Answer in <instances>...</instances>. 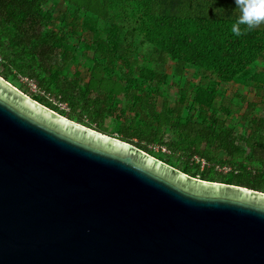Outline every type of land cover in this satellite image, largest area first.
<instances>
[{"label":"water","instance_id":"95a60500","mask_svg":"<svg viewBox=\"0 0 264 264\" xmlns=\"http://www.w3.org/2000/svg\"><path fill=\"white\" fill-rule=\"evenodd\" d=\"M0 264H264V193L190 177L0 76Z\"/></svg>","mask_w":264,"mask_h":264},{"label":"trees","instance_id":"16d2710c","mask_svg":"<svg viewBox=\"0 0 264 264\" xmlns=\"http://www.w3.org/2000/svg\"><path fill=\"white\" fill-rule=\"evenodd\" d=\"M62 1L67 7L55 19L47 0H0V59L3 64L10 59L18 72L35 83L38 93L30 94L33 100L65 117V113L49 105L48 96L54 95L70 107L71 115L77 108L84 109L82 113H86L96 127L110 116L123 141L168 163L165 160L168 155L153 153L146 144L165 145L170 154L178 156L182 165L178 170L182 173L203 181L264 193V24L252 30L241 25L243 34H233L231 28L239 16L235 0ZM123 3L137 7L134 12L140 19L134 30L143 35L160 57L174 61L180 70L187 66L198 69L200 77L211 79V84L214 78L223 83L238 80L248 86L246 95L238 97L239 106L229 97L222 96L220 101L217 89L210 83L204 87H184L177 93L178 103L174 108L167 110L166 103L161 104L162 120L155 128L149 118L155 115L158 87L164 76L158 78L155 70L140 65L134 77V89L130 88L133 76H123L126 83L120 93L131 94L126 99L128 103L124 108L113 107L112 97L119 92L116 84L121 89L112 74L114 59L127 69L131 64L123 54L114 56L120 50L118 33L121 29L112 24L107 33L103 32V38V30L98 29L97 24L101 18L105 19L109 8L116 6L122 12L119 5ZM189 12L194 15H186ZM55 21L61 22L63 27L54 24ZM76 22H79L78 26ZM67 26L70 34L81 29L95 36L85 48L89 45L102 63L91 60L96 68L83 84L69 79L66 74V64L76 62L74 52L66 42L68 33L64 27ZM254 63L260 66L250 68ZM4 67L8 68V64ZM106 75L114 78L106 82ZM109 84L114 86L115 92L113 88L108 90ZM145 84L149 87L143 89ZM189 89L192 107L197 112L196 120L182 116ZM248 95L251 96L249 99ZM258 108L263 110L261 114H258ZM236 112L241 123H246L243 133L234 129L236 124L228 126L218 116L231 117ZM76 118L79 124L83 122L80 114ZM164 125L177 130L178 138L164 142L159 135ZM97 129L101 131L100 127L94 130ZM134 139L138 142L134 143ZM201 144L216 149L219 156L212 157L208 151L199 150ZM196 159L203 160L205 165L202 167ZM217 167L229 171L224 173Z\"/></svg>","mask_w":264,"mask_h":264},{"label":"rangeland","instance_id":"374dc122","mask_svg":"<svg viewBox=\"0 0 264 264\" xmlns=\"http://www.w3.org/2000/svg\"><path fill=\"white\" fill-rule=\"evenodd\" d=\"M108 1V0H106ZM48 6L51 8V10L54 13V18L56 19L59 16V12L62 10H65L67 7V4L63 2L62 0H47ZM110 4V3H109ZM108 5V2H107ZM109 7V6H108ZM120 9H123L122 12H119V8L117 9L116 6L111 9L109 8L107 10V15L105 16V19L101 18L98 22V29H102L101 37H103V32H108V29L112 24H116L119 30V55L115 54V57H119L120 54H123L124 57L129 61L131 64L129 69L125 66L121 65L117 59H114L112 68L114 77H116V82L120 84V87L117 86L116 88L119 90V92H116L115 96L112 97V106L115 107L116 109L124 108L126 106V99L129 97L130 93H127L128 96L123 95L121 92L122 87L126 83V79H123V76L126 74H130L133 77L130 79V88L134 89L135 86V78L137 76V69L138 66L140 65H146L147 67L155 70L158 78L161 76H164L163 81H160V85L158 87V97H157V104H156V109L154 111L153 115L154 117H150V121L153 124V127L156 128L158 126L159 122L162 120V116L160 115L161 113V104L163 102L166 103V109L171 110L174 108L178 101V91L183 89L184 87L188 88H195L198 86L204 87L207 84L211 82V79H204L200 77L198 69L194 67L187 66L185 68H181L180 70L179 65H177L174 61L170 59H166L164 57H160L152 48V45L147 43L144 38L142 37L140 32H137L134 30V25L139 26V22L137 19H140V15H137L136 12H134L137 7L135 6H129V3H123L119 5ZM119 10V11H118ZM186 15H194L193 12H189ZM119 19V21H117ZM54 24H57L61 27L63 25L61 22L55 21ZM79 22H76V26H78ZM55 29H58L56 26H54ZM65 31L68 33L67 37V44L69 47L72 48L74 52V56L76 58L75 63H70L66 64V74L69 79L76 80L79 84H83L85 81H87V77L92 71V69L95 70L96 65L91 62V60H96L98 64H101V60H99L98 56L92 52V49H89V45L85 48V44H91L93 41V38L95 36L93 34L88 33V30H81L77 29L74 30L72 34H70V27H64ZM75 29V28H74ZM99 35V34H96ZM105 35V33H104ZM104 38V37H103ZM126 51V52H125ZM8 64V68L4 67V65ZM64 65V64H63ZM257 65L260 66L259 63H254L250 66L252 69H257ZM65 66V65H64ZM178 74V76H176ZM180 75V76H179ZM0 76L2 78H6L7 82H9L11 85L19 89L21 92H23L25 89L26 95L30 97V94H35L38 93L37 90L35 89L36 85L34 86L29 85V80H26L27 76L22 75L20 72H18L14 67L13 64H11V61H6V64H3L0 59ZM113 76H105L106 82L109 81V79L114 78ZM122 80V81H118ZM108 84V83H107ZM211 84V83H210ZM111 85V86H110ZM212 88H216L218 92V98L221 101L222 96L232 98V102H235L234 104H237L239 106L240 100L238 97L246 95L248 92V86L243 85L240 83L238 80L237 82H231V83H223V82H217L214 78L211 84ZM114 86L112 84L108 85V90H111ZM149 86L145 84L142 88L146 89ZM188 91L187 94V99L186 103L184 104L183 107V113L182 116L184 118H191L193 120L197 119V112L195 107H192L193 105L191 104L192 100V91ZM115 92V88H113ZM154 88H152L153 92ZM136 90L133 91L135 93ZM24 93V92H23ZM25 94V93H24ZM131 95V94H130ZM94 95L92 94L90 96V101L92 102ZM251 96L248 95V99ZM31 98V97H30ZM49 100V105L55 106L59 112L65 113V117L73 122H76L79 124L76 116L80 114V117L83 119V122L81 125L90 128L94 130L95 128L99 129L94 130L97 132H100L102 134H105L109 137L122 140V136L119 135L118 133L120 132L118 128L116 127V123L112 117L108 116L104 120H102L98 127H96V124L94 121H91L86 113H82L84 109L77 108V112L73 115H71V109L70 107L64 103L60 102L54 95H49L48 96ZM218 106V104H217ZM262 109L258 108V114L262 113ZM58 113V112H57ZM240 113V111H239ZM218 114V113H217ZM216 114V115H217ZM71 115V116H70ZM218 116L223 120L226 125L232 126L233 124L235 125V130L238 133H243L246 127V123H241V118L240 115H238V112L234 113L231 117H225L223 114H218ZM92 126V127H90ZM94 128V129H93ZM163 138L164 142L171 140L176 137L178 138L177 135V130L168 127V125H164L162 128V132L159 134ZM126 142V141H123ZM134 143H137L138 140L134 139ZM128 143V142H126ZM132 144V143H129ZM146 144V143H145ZM133 145V144H132ZM147 148H149L153 153H160L162 156L168 155L169 157L165 158V160L168 162H164L168 164L169 166L179 169V167H182L180 160L178 159V156L176 155L173 156L170 154V151L167 149L165 145H156L155 143H148L146 144ZM197 147V146H196ZM198 148V147H197ZM199 150H206L210 153V156L212 157H218L219 154L216 153V149L212 148L211 146H203L202 144L198 148ZM154 155V154H153ZM154 157V156H153ZM221 158V157H219ZM161 161V160H160ZM163 162V161H162ZM221 169V168H220ZM180 171V170H179ZM192 173V171H191ZM189 176V175H188ZM197 179V178H195Z\"/></svg>","mask_w":264,"mask_h":264},{"label":"clouds","instance_id":"9594fccd","mask_svg":"<svg viewBox=\"0 0 264 264\" xmlns=\"http://www.w3.org/2000/svg\"><path fill=\"white\" fill-rule=\"evenodd\" d=\"M239 16L233 24L231 31L236 36L243 34L241 25H245L248 30L264 24V0H235Z\"/></svg>","mask_w":264,"mask_h":264},{"label":"built area","instance_id":"2783aa9c","mask_svg":"<svg viewBox=\"0 0 264 264\" xmlns=\"http://www.w3.org/2000/svg\"><path fill=\"white\" fill-rule=\"evenodd\" d=\"M26 80H28V79L26 78ZM28 82H29V85H32V86H34V84H35L32 80H29ZM34 87H35V86H34ZM35 89L37 90L36 87H35ZM196 161H197V162L200 161L202 167L205 165V162H204L203 160L196 159ZM217 170H218V171H221V172H224V173H227V172L229 171V169H227V168H221V169H220V168H218V167H217Z\"/></svg>","mask_w":264,"mask_h":264}]
</instances>
